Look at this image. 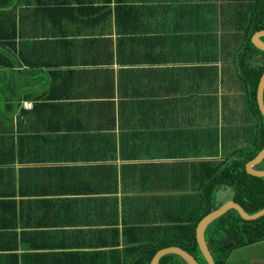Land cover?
Returning a JSON list of instances; mask_svg holds the SVG:
<instances>
[{
    "label": "crops",
    "instance_id": "obj_1",
    "mask_svg": "<svg viewBox=\"0 0 264 264\" xmlns=\"http://www.w3.org/2000/svg\"><path fill=\"white\" fill-rule=\"evenodd\" d=\"M0 2V35L18 34V52L0 46L18 60L0 69V92L18 91L0 94V107L18 105V148L0 136V159L18 156L0 165V264H143L169 205L201 186L200 163L209 177L254 145L240 60L264 63L246 57L259 0ZM67 91L79 92L73 111L52 97L28 129V95ZM229 188L218 208L235 201L234 189L220 197ZM224 264H264V241Z\"/></svg>",
    "mask_w": 264,
    "mask_h": 264
},
{
    "label": "trees",
    "instance_id": "obj_2",
    "mask_svg": "<svg viewBox=\"0 0 264 264\" xmlns=\"http://www.w3.org/2000/svg\"><path fill=\"white\" fill-rule=\"evenodd\" d=\"M0 10L3 11L1 2ZM1 11L0 17L4 14ZM15 27L17 31V22H13L11 29ZM260 31H264V0H259L255 7L253 28L251 29L249 41L246 45L247 58L264 55L252 43L253 36ZM17 36L18 34L16 32L9 35L5 34L4 36L0 35V46L3 43L2 41H4L8 45L13 46V48H16L18 52V47H16ZM240 67L243 70L244 77L249 86L251 98L250 108H252L260 127L254 145L248 148L244 154L237 156L231 161H226L218 165L212 164V173L209 177H207L205 170H202L205 168L206 162L200 163V165H203L200 169L201 173H198L201 186L197 188L187 187L184 191V196L177 197L169 205L170 208L167 210L168 214L165 219H162L168 224L165 228L166 235L163 238L156 236L155 243H150L147 244V247H143L145 248L144 254H146L142 258L143 264H151L155 254L159 250L167 247H181L194 255L202 264H207L200 249L197 229L199 223L209 213L218 208L216 197L217 192L222 188H233L235 191V202L240 203L250 214H256L264 209V178L253 176L247 171V164L254 160L264 149V113L258 100V89L264 74V63L258 66L253 65L252 61L241 59ZM3 68L17 69L18 60L2 52L0 48V69ZM3 90L4 92H0V94L2 93L9 100H15L18 97V91ZM64 93L54 94V92H48V94L41 96H34V94L28 95L26 99L34 100L33 108L28 111V115L31 117V124L27 125L28 129L37 131V128L44 124L46 121V110L49 106H54L53 103L48 102L52 97L74 101L69 102L65 107V111L69 109L73 111L78 105L79 92L67 91ZM0 98H2L1 95ZM46 106L47 108L45 109ZM40 110L41 112L39 113ZM75 125L74 129L77 131L79 127L83 128V126H80L81 124ZM120 126L124 127L125 124H120ZM100 127L102 128L103 125L101 124ZM0 136L5 138L11 137L4 143L5 147L11 149L18 148V105H15L14 102L11 103L10 108L0 107ZM17 157H12V161L8 160L9 157L3 160L0 159V165L16 163ZM208 164L210 165V163ZM223 221L226 222L224 225L219 226L213 233L209 232L207 234L208 246L216 264H224L229 252L234 248L264 241V217L254 221H247L242 218L239 212L231 210L210 224L209 228L212 226L215 227V225ZM155 222L157 221L155 220ZM224 233H226L225 237ZM160 264L188 263L182 257L172 254L161 258Z\"/></svg>",
    "mask_w": 264,
    "mask_h": 264
},
{
    "label": "water",
    "instance_id": "obj_3",
    "mask_svg": "<svg viewBox=\"0 0 264 264\" xmlns=\"http://www.w3.org/2000/svg\"><path fill=\"white\" fill-rule=\"evenodd\" d=\"M254 45L259 51L264 53V31L257 32L253 38ZM258 100L260 107L264 113V74L262 76L259 89ZM264 162V149L263 151L247 165V171L249 174L264 178V170H258L256 167ZM231 210H236L247 221H254L264 217V209L256 214H250L240 203L235 201H229L222 205L220 208L209 213L198 225L197 237L200 245V249L206 259L207 264H216L214 257L210 251L206 240L207 227L218 218L222 217ZM175 254L182 257L188 264H202L194 255L181 247H167L157 252L152 260V264H159L162 257L166 255Z\"/></svg>",
    "mask_w": 264,
    "mask_h": 264
},
{
    "label": "rangeland",
    "instance_id": "obj_4",
    "mask_svg": "<svg viewBox=\"0 0 264 264\" xmlns=\"http://www.w3.org/2000/svg\"><path fill=\"white\" fill-rule=\"evenodd\" d=\"M262 56H264V55H262ZM232 189H233V188L226 189L224 192H222V193L220 194V197H221V198H224L223 196L226 195L227 191H231ZM216 199H217V197H216ZM217 205H219V204H217Z\"/></svg>",
    "mask_w": 264,
    "mask_h": 264
},
{
    "label": "built area",
    "instance_id": "obj_5",
    "mask_svg": "<svg viewBox=\"0 0 264 264\" xmlns=\"http://www.w3.org/2000/svg\"><path fill=\"white\" fill-rule=\"evenodd\" d=\"M25 105L26 106H31V103L30 102H25Z\"/></svg>",
    "mask_w": 264,
    "mask_h": 264
}]
</instances>
